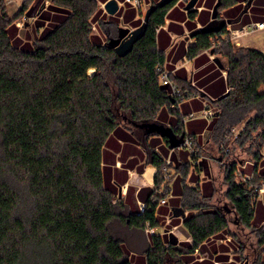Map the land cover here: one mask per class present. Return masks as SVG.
Segmentation results:
<instances>
[{
  "label": "trees",
  "instance_id": "trees-1",
  "mask_svg": "<svg viewBox=\"0 0 264 264\" xmlns=\"http://www.w3.org/2000/svg\"><path fill=\"white\" fill-rule=\"evenodd\" d=\"M45 1L24 0L10 18L0 0V264H166L175 246L148 234L149 248L137 255L120 227H156L157 206L169 192V182L161 178L164 158L154 150L156 140L148 141L156 134L139 125L156 122L164 108L176 103L159 81L157 68L163 66L165 55L158 48L156 28L164 26L177 0L150 6L143 35L124 56L108 45L113 37L102 43L93 33V19L100 12L96 0H51L44 7ZM232 4L233 0H218L217 10ZM255 4L261 7L264 0ZM195 12L190 10L189 16ZM27 14L35 18V30L29 25V33L21 37L17 21ZM112 24L115 39L120 28ZM225 31L224 27L218 33H198L189 54L210 49L211 39ZM214 52L226 60L229 94L208 101L215 113L207 143L191 137L199 156L220 162L225 204L209 209L214 198L208 196L209 184L200 188L184 183L189 163L175 168L183 182L181 207L200 211L183 222L191 243L180 253L206 254V243L228 228L231 213L241 229L261 225L256 238L264 245V213L257 199L264 171H255L247 181L236 175L246 161L263 163L264 52L226 40ZM172 80L196 97L190 84ZM181 105L179 110L171 108L178 135L185 131ZM197 121L202 130L204 119ZM239 125L243 130L238 137L226 143L225 135ZM117 140L142 145L146 163L157 168L154 184L165 190L160 199H148L137 215L125 214L126 205L115 200L112 172L105 166L111 157L107 149ZM216 191L218 195L222 188ZM209 258L214 257L202 264H210Z\"/></svg>",
  "mask_w": 264,
  "mask_h": 264
},
{
  "label": "crops",
  "instance_id": "crops-1",
  "mask_svg": "<svg viewBox=\"0 0 264 264\" xmlns=\"http://www.w3.org/2000/svg\"><path fill=\"white\" fill-rule=\"evenodd\" d=\"M47 1L48 0L45 2ZM96 1L99 5L98 9L101 12H99V15L96 16L97 18L95 17L93 19V25L100 27L99 25L101 21H114L113 23H117L119 28L128 29L131 31L141 26L143 19L139 17H142V11L145 9V12H147L152 4H156L160 0H143L144 5L142 10L136 9L129 3H125L124 0H116L118 4V10L112 16L109 15L104 9V4L109 0ZM243 1L245 0H233V4L229 8H226L222 11L217 10L218 18L225 19L230 21L231 24L236 25H245L264 20V5L259 7L256 6L255 0H248V3L246 6H244L242 5ZM217 3L218 0H199L197 3L198 9L196 10L195 15L190 17L189 12H186L181 4L176 1L168 9L165 15L164 26L161 27L157 32L159 35L158 48L165 55L163 67L170 72L171 79L185 81L190 84L192 88L195 89V91H199V96L189 98L182 103L181 107L182 111L184 112L198 114L210 99H217L226 91H229L226 83L227 72L224 58L220 57V55L216 54L214 51V57L211 58L212 50L210 52L203 50L194 55L189 54L190 48L196 43V35L190 36L191 33L200 29L201 27H204L212 20L213 8ZM48 5L49 4L45 5L44 7H47ZM241 5L242 7L237 10L238 6ZM146 6H148L147 9ZM143 15L145 16V14ZM99 18H101L100 21ZM259 33H264V31ZM94 35H96L102 41V43H105L101 39L97 29L96 34L94 33ZM107 40L108 38H106V41ZM164 86L167 88V90L170 89L168 85ZM161 115L162 118H156L157 123L170 126L173 129L177 126V119L172 114L170 107L164 108ZM200 118L202 117H196L188 120L186 123V132L188 135L197 138L199 143L204 144L206 142L205 139L210 133V128L208 125L211 119L202 118L204 119L205 123L203 129L200 130L202 128V124L200 121H197ZM155 140L156 144L155 147L153 146L154 150L159 152L164 159L169 158L171 160L173 165V177L168 184L169 192L167 193L168 197L164 198L165 204L160 203L157 206L158 209L156 210L157 214L155 216L158 223L156 224V227L153 228V232L155 235L161 236L163 241L168 245H170L169 235L173 234L177 239V244L174 246H180L184 250H187L188 246L186 243H191V239L189 233L183 226V222L187 217L191 215H197L200 213V211L195 210L196 212H189L188 210H184L178 204L177 201H179L181 185L183 182L179 176V173H176V169L174 168L182 163H189L191 166L186 181L190 182L193 186H199L200 188L203 187L204 183H208V196H215V184L217 176L213 172V164H217L218 161L214 158L200 155L198 166L192 162L190 152L183 145L175 149H170L169 145H166L165 138H162L157 134L151 136L148 139L149 143H154ZM142 149L144 153H141ZM163 149L166 150L165 154L163 153ZM107 150L111 157H109L108 161H106L105 166H108L112 172L113 185L111 184V188L113 189L114 193L117 190V194L115 193V196L120 195L123 191V194L125 195V200L123 203L129 207L130 214L137 215L139 211L137 204L140 202L146 204L148 199L155 198L157 196V193H154V179L155 174L157 173V168L150 163H146L147 154L145 149L137 142L125 143L121 140H117L114 141L112 147L108 148ZM144 154H146L143 158L144 160L139 161L141 155ZM262 161L263 163L258 166H256L255 163L251 161L246 162L241 167L242 173L249 177H253L255 171H257V173L264 171V157ZM137 175L138 177L135 178V181H133L134 177ZM157 198L159 197L157 196ZM257 199L261 202L262 211L264 213V192L257 195ZM161 207H163L162 211H160ZM231 215L233 216L232 213ZM160 217L163 219L161 220ZM160 227L164 230L162 232H157L156 228L158 230ZM228 235L227 229L221 231L206 243V247H208V250L205 251L206 254H202L201 250H195L194 253H183V257H180L181 260L184 264H202L205 262L204 259L208 257H214L213 259L209 258L208 261L210 264H232V260L229 255L230 245H227L226 242H214L218 239L224 240V237H227ZM227 240L230 241V238ZM195 254L196 256L194 257ZM218 255L223 256V259L217 260L215 256Z\"/></svg>",
  "mask_w": 264,
  "mask_h": 264
},
{
  "label": "rangeland",
  "instance_id": "rangeland-1",
  "mask_svg": "<svg viewBox=\"0 0 264 264\" xmlns=\"http://www.w3.org/2000/svg\"><path fill=\"white\" fill-rule=\"evenodd\" d=\"M23 1L24 0H11V3H8V4L6 3V1H4L5 5L7 7L6 8L7 14L10 18L13 17L18 12ZM50 2H51V0H48L47 2H45V5L49 4ZM98 8H99V5H98ZM143 17H141V19H143ZM35 21H36L35 18L30 17L28 14L24 15L21 19H19L17 21V24L19 27V35L21 37H23L25 31H27V33H29L30 28L27 29V26H29V25H33L32 30L34 31L35 30V26H34ZM24 22L26 25L24 24ZM99 26L100 27L94 25V27L98 30V32L101 36V39L105 43H106V38H108V36L113 37V38L115 37V34H114L115 33L114 28L115 27L113 24L111 26H109L106 24V22H100ZM96 29L95 30L93 29V32L95 34H96ZM38 32L39 33H37V34H40L42 32V29ZM35 33H36V31H35ZM244 44H247V47H245V46H242V47L255 48V49H259L260 51L264 52V33H258V34L255 33L252 36H249V38L244 41ZM236 47H238V46H236ZM212 51H214V49ZM211 55H213V54H211ZM220 57L224 58L221 55H220ZM225 62H226V60H225ZM93 72H94V69H92V73H90V72H88V73L90 75H92ZM212 109L214 110V113H215V108L212 107ZM236 127H237V131L239 133H240V131L243 130L242 125H239ZM231 136H232L231 131L225 135V142L226 143L231 141L232 139H235V138H232ZM209 137H210V133L208 134L207 138L205 139L206 143H207L208 139H210ZM221 148H223V150L226 149L228 152V149L226 146H223ZM227 152H224V153H227ZM141 153H144L143 149H142ZM146 154L141 155L139 161L144 160L143 158ZM204 156H206V154ZM206 157H209V156H206ZM246 162H248V161H246ZM245 163H243V164H245ZM214 164H213V172L217 176L215 186L216 187L219 186V188H222V191H221V193H218V195H217V191H216L214 198H212V200H210L208 202L207 207L209 209L211 208V210L215 209V207H218V206H216V205H218V203H219V205L223 204V206L225 204L224 198L221 197L222 192L225 190V187L221 186L222 173H221V169H220V164H218V163L215 165ZM243 164H241V167L243 166ZM236 175L238 176V178H241V176H239L238 174H236ZM171 180H172V178H171ZM184 183L193 187V185L188 181H185ZM161 189H162V187L161 188H159V187L155 188V191L158 192L157 193L158 195H159V193L160 194L162 193L163 189L162 190ZM155 191H154V193H156ZM116 192H117V190H116ZM124 197H125V195L123 194V191H122V193L120 195L115 196V200L117 202L123 203L125 200ZM155 198H153V199H155ZM181 198H182V196L179 197V201H178V204L180 206H181ZM137 206H138V210H140V207L145 206V204L143 202L142 203L140 202L139 204H137ZM125 208H126L125 214L129 213V207L125 206ZM188 211L193 212L195 210H188ZM228 217H229L230 222H231L227 228L229 235L227 237H224L225 241L218 239L214 242H216V243L226 242L227 245H230L229 246V255L231 257L232 264H264V245H260L258 238H256V234H257L256 232L259 231L257 229H259V227H261V225L256 226L257 228L256 227H249V228L241 229L240 227H238V225H235L233 216L229 215ZM161 220H162V218H161ZM163 224H164V222H163ZM120 228L123 231V233L125 234V238L128 242V245L133 250V252H135L136 254H143L144 251H146L147 248H149V242L147 239V237H148L147 235L150 234V227L149 228L146 227L145 230H142L139 228L138 230H131V231L127 230V229H123V227H120ZM151 229L153 230V228H151ZM253 229H255L256 231H253ZM147 230H148V232H147ZM163 230L164 229H162L160 227L156 231L162 232ZM229 238H230V241L227 240ZM166 245H168V244H166ZM180 250H182V248L180 246H175L174 251H173V249L169 250L170 256L167 258L166 264H184L183 261L180 260L181 259L180 257L181 256L183 257V253H180ZM184 251H186V250H184ZM196 254H197V252H196ZM196 254L194 255V257L196 256ZM214 264H216V263H214Z\"/></svg>",
  "mask_w": 264,
  "mask_h": 264
},
{
  "label": "built area",
  "instance_id": "built-area-1",
  "mask_svg": "<svg viewBox=\"0 0 264 264\" xmlns=\"http://www.w3.org/2000/svg\"><path fill=\"white\" fill-rule=\"evenodd\" d=\"M6 1V3H11V0H4ZM191 0H177L178 3L181 4V6L183 7V9L186 12H189L190 10L186 9V6L188 5V3ZM125 3H129L130 5H132L133 7H135L136 9L142 10L143 9V5L144 2L143 0H124ZM248 3V0L243 1L242 5L246 6V4ZM148 8V6H146V9ZM198 9L197 8V4L193 7V9ZM143 14H146L145 9L144 11H142ZM143 14L141 15L143 17ZM144 19V17H143ZM18 26V24H17ZM162 26L156 28V33L159 31V29ZM226 31L222 36H214L211 39V48L207 49L206 51L209 52L217 47L220 46V43L222 40H226V41H230L234 46H238V47H242L245 46L247 47V44H244V41L246 39L249 38V36H252L255 33H259L264 31V20L262 21H257V22H252L249 24H245V25H236V24H231V22L226 23V25L224 26ZM92 29L95 30L94 25H92ZM214 55H211V58H213ZM158 72H159V81L162 85H168L170 88V96L174 97L176 100V103L173 104L171 106V108H177L178 110L180 109V105L182 101H185L191 97H195V95L190 94L189 91L187 90H182L175 82H173V80L170 77V72L168 70H166L163 66H159L157 68ZM230 90V89H229ZM197 96H199V91H197ZM214 114V110L209 106V104H205L204 108L198 113H188L187 115L182 114V111H180V116L182 117L183 120V125H184V129L185 131L183 132L185 134L184 136V142H183V146L185 148L188 149V151L191 154L192 157V162L196 165L198 164V160H199V155H198V149L196 146H194L193 143V139L190 135L187 134L186 132V123L188 120L196 118V117H202L204 119H212ZM176 128V127H175ZM232 133V138H237L238 137V131H237V127H233L231 130ZM223 147V146H221ZM157 150V149H156ZM223 150V148H222ZM224 152H227L226 149L223 150ZM164 167L162 170V176L161 178L163 179V181L167 182L170 181V179L173 176V170H172V163L171 160L169 158H165L164 159ZM236 174H238L239 176H241V179L243 181H247L249 180L251 177L244 175L241 171V165H239L236 169ZM264 191V183L259 187L258 189V195L260 193H262ZM165 200L162 199L160 201V203H164ZM145 206L140 207L139 212L142 213L144 210ZM147 228H149V226H147ZM148 232V230H147ZM153 230L150 228V234H153ZM217 264V263H216Z\"/></svg>",
  "mask_w": 264,
  "mask_h": 264
},
{
  "label": "water",
  "instance_id": "water-1",
  "mask_svg": "<svg viewBox=\"0 0 264 264\" xmlns=\"http://www.w3.org/2000/svg\"><path fill=\"white\" fill-rule=\"evenodd\" d=\"M173 0H160L156 3L159 7H164L171 3ZM199 0H191L188 5L186 6L187 10L196 11L197 9H193V7L198 3ZM217 7L218 3L213 8L212 13V20L206 24L204 27H201L200 29L194 31L191 33L190 36L197 35L198 33H218L220 32L226 23H229L230 21H227L225 19H219L217 15ZM104 9L109 15H114L118 10V4L116 0H109L104 4ZM148 17V12H146L143 22L140 27L128 30V29H119L118 37L115 39H111L108 42V45L112 47L119 56H124L128 52L132 50L133 44L143 35L145 27H146V21ZM214 52L211 51V54ZM229 94V91H226L223 95L218 97V100H221L225 97H227ZM140 127L145 128L146 133H154L162 138H165L168 142L170 149H175L183 145L184 142V136L185 134L182 133L181 135H178L174 132V130L167 125L159 124L157 122L153 123H144L139 125ZM169 244L174 246L177 244V239L173 234L169 235Z\"/></svg>",
  "mask_w": 264,
  "mask_h": 264
},
{
  "label": "bare ground",
  "instance_id": "bare-ground-1",
  "mask_svg": "<svg viewBox=\"0 0 264 264\" xmlns=\"http://www.w3.org/2000/svg\"><path fill=\"white\" fill-rule=\"evenodd\" d=\"M106 2H107V1H106ZM101 8H102V7H101ZM102 9H103V8H102ZM100 12H101V11H100ZM96 13H98V12H96ZM135 14H136V13H135ZM142 14H143V13H142ZM96 15H97V14H96ZM98 15H99V13H98ZM98 15H97V16H98ZM106 15H107V14H106ZM111 16H112V15H111ZM143 16H144V15H143ZM104 17H105V16H104ZM137 17H139V16H137ZM96 18H97V17H96ZM118 18H119V16H118ZM121 18H122V17H121ZM139 18H141V17H139ZM100 19H101V18H99V21H100ZM108 19H109V18H108ZM116 19H117V18H116ZM118 20H119V19H118ZM232 20H233V19H232ZM115 21H116V20H115ZM101 22H103V21H101ZM106 22H107V21H106ZM113 22H114V21H113ZM116 22H117V21H116ZM122 22H123V21H122ZM107 24H111V25H112V22H111V23H107ZM116 26H117V23H116ZM99 29H100V28H99ZM89 72L92 73V69H90ZM190 102H191V101H190ZM261 138H263V137H261ZM263 140H264V138H263ZM172 166H173V165H172ZM174 169H175V168H174ZM161 171H162V169H161ZM161 173H162V172H161ZM139 174H140V173H139ZM139 174H138V175H139ZM134 175H136V174H134ZM138 175H137L136 177H134V179L137 178ZM174 175H175V174H174ZM131 176H132V175H131ZM184 177H185V175H184ZM194 177H195V176H194ZM192 178H193V177H192ZM195 178H196V177H195ZM251 178H252V177H251ZM138 179H139V178H138ZM141 179H142V178H141ZM175 179H176V178H175ZM136 180H137V179H136ZM170 180H171V179H170ZM176 180H177V179H176ZM176 180H175V184H176ZM194 180H195V179H194ZM198 180H199V179H198ZM134 181H135V180H134ZM137 181H138V180H137ZM144 181H145V180H144ZM159 181H160V180H159ZM145 182H146V181H145ZM138 183H139V182H138ZM159 183H160V182H159ZM142 184H143V183H142ZM155 184H156V182H155ZM155 184H154V185H155ZM157 184H158V183H157ZM137 185H138V184H137ZM159 185H160V184H159ZM147 186H148V185H147ZM152 186H153V185H152ZM152 186H151V187H152ZM162 186H163V185H162ZM165 186H166V184H165L163 187H165ZM149 187H150V186H149ZM166 188H167V186H166ZM148 189H150V188H148ZM167 189H168V188H167ZM161 190H162V189H161ZM163 190H164V189H163ZM163 190H162V191H163ZM164 191H165V190H164ZM156 193H158V192H156ZM153 194H154V193H153ZM155 195H156V194H155ZM157 196H158V194H157ZM164 196H165V195H164ZM167 197H168V196H167ZM174 198H175V197H174ZM158 199H159V198H158ZM169 199H170V198H169ZM169 199H168V200H169ZM153 200H154V199H153ZM177 200H178V199H177ZM154 201H155V200H154ZM174 201H175V199H174ZM171 202H173V201H171ZM177 202H178V201H177ZM177 202H176V203H177ZM156 203H157V202H156ZM164 204H165V203H164ZM166 205H167V204H166ZM166 205H165V206H166ZM162 208H163V207H161V210H160V211H162ZM171 208H172V207H171ZM173 208H174V207H173ZM157 209H158V208H157ZM166 209H167V207H166ZM167 211H168V210H167ZM167 211H166V212H167ZM196 211H197V210H196ZM196 211H195V212H196ZM166 212H165V213H166ZM169 213H170V211H169ZM165 215H166V214H165ZM169 215H170V214H169ZM160 218H162V217H160ZM162 219H163V218H162ZM172 219H173V218H172ZM164 221H165V220H164ZM161 222H162V221H161ZM169 222H170V221H169ZM167 223H168V222H167ZM167 223H166V224H167ZM166 224H165V225H166ZM168 224H169V223H168ZM156 230H157V228H156ZM156 234H157V233H156ZM152 236H153V235H152Z\"/></svg>",
  "mask_w": 264,
  "mask_h": 264
}]
</instances>
